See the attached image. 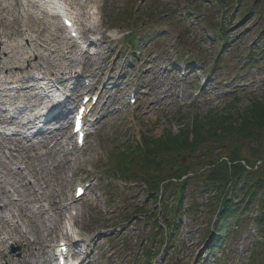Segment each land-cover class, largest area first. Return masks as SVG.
<instances>
[{
  "label": "rangeland",
  "instance_id": "obj_1",
  "mask_svg": "<svg viewBox=\"0 0 264 264\" xmlns=\"http://www.w3.org/2000/svg\"><path fill=\"white\" fill-rule=\"evenodd\" d=\"M99 2L104 5L103 33L112 37L113 42L104 50L106 64L98 76V84L102 82L103 74L113 78L112 83L120 85L124 91L125 97L121 100L124 104L129 92L127 85L130 89H136V85L145 89L143 85L148 87L154 77L156 81L142 93L139 88L137 104L124 110L120 105L110 107L108 96L102 100L103 105L96 108L95 117H100L101 121L107 118L106 121L111 123L104 122L101 129L89 137L86 148L78 155V164L74 163L75 157L68 155L70 169L56 175L46 174V179L53 184V192L60 190V183L57 185L55 178L61 175L57 177L62 178L64 199L72 198L73 187L79 182L91 181L94 186L86 200L76 202L81 215L80 236L92 239L90 251L93 252V264H248L250 249L256 240L253 234V219L259 214L256 206L248 208L241 223L225 230L219 244L205 255L202 254L209 246L204 244L203 237L206 230L211 228L212 210L216 202L208 203L209 207L198 209L194 214L185 209L172 249L165 255L163 239L155 234L154 218L149 214L140 218L136 214L139 205H144L146 209L153 207L146 203L143 182L136 175L142 171L127 163L130 175L123 177L137 183L125 184L121 182V175H117L124 174L125 167L115 165L123 160L118 152L136 149L140 138H159L164 131L176 132L178 127L192 126L196 120H204L210 115L236 118L252 106L264 105V0ZM220 23L224 26V34L218 30ZM79 53L77 50V55ZM157 65L160 66L158 70ZM81 66L74 64L72 67L81 77L76 79L74 76L72 80L78 85L86 74ZM164 68L166 71H163ZM148 70L150 72L146 73ZM184 75L187 76L186 83ZM158 81L171 84L172 91L188 92V97L178 105L155 106L153 112L146 114L149 104L143 98L148 93L159 92L156 88ZM112 90L110 92L114 99L121 95ZM113 109H118V112L110 116ZM254 135V140L229 139L224 147L215 143L208 145L207 150L218 157L227 156L232 149L239 148L242 155L248 158L256 150L258 155L253 158L259 156L264 160V129ZM57 139L62 141L60 136ZM36 140L32 141L35 146L38 144H35ZM202 151L206 154L205 149ZM37 153L41 157L45 150L40 148ZM197 155L202 156L203 153L197 152ZM88 157L91 161L83 165L81 161ZM41 158L46 160L48 167L50 161L46 156ZM54 158L56 162L53 165L67 160L63 159L62 154ZM0 159L5 161L2 152ZM183 163L191 165L190 168L196 171L206 164V160L197 158L196 161L185 160ZM11 168L16 166L12 165ZM0 177L11 194L12 186L9 183H12V179L2 174ZM196 183L191 185L188 192L193 191L198 195L196 198L186 196L185 208L192 200L202 207L206 206V196L194 189ZM67 209L66 212L74 216L75 210ZM43 218L48 220V224H54L52 213H46ZM62 226H65L64 222ZM55 242L53 239L51 246ZM10 246L9 253L18 256L19 247ZM147 251L151 253L149 258L146 257ZM159 251L161 254L157 255ZM258 252H262V249ZM51 254L52 251L47 260Z\"/></svg>",
  "mask_w": 264,
  "mask_h": 264
},
{
  "label": "bare ground",
  "instance_id": "obj_2",
  "mask_svg": "<svg viewBox=\"0 0 264 264\" xmlns=\"http://www.w3.org/2000/svg\"><path fill=\"white\" fill-rule=\"evenodd\" d=\"M50 1L63 6L67 16L72 17L73 25L80 38L88 43V48H92L93 52L82 51V58L77 57L76 50L79 48L77 42L63 36L55 17L50 16L46 10ZM103 9L104 5H101L99 0H0V125L15 126L10 134L0 132V152L4 153L5 150L4 154L10 159V163L20 165L17 168L18 171H14L9 164L0 159V174L12 179V183H9L12 186L10 194L6 186H3L4 182L0 177V264H50L45 259L49 254V244L53 239L60 237L65 241L67 238L66 233L61 230L62 222L66 219L67 208L77 206L76 199L72 196L71 203H66L68 198L64 199L65 190L61 186L62 178L57 177L61 175L55 178L57 185L60 183V190L53 192V184L46 179V174L56 175L60 174V171L70 169L67 160H61L56 165L52 163L56 162L55 156L64 153V146L57 139L58 136L68 142L71 151L75 150L71 136L65 132L64 127H56L55 130L60 129L61 131L56 134L54 131L53 133L52 131L43 132L42 129L28 134L36 129L42 116H33L25 120L24 116L27 112L28 114L33 112L40 101V95L46 93L41 87H37L39 82H47L48 85L53 83L62 87V89H54L55 92H59V95L64 97L66 90L71 94L72 101L79 98L80 94L72 95L73 90L67 89L68 83H62V86L58 83L67 82L73 76L76 79L81 78L78 72L72 70L74 64H81V70L85 69V73L88 74L87 78L93 81L87 87L88 90L100 81L98 76L102 74L106 64L104 50L112 42L103 33L105 27ZM95 35H99V38H93ZM159 67L157 65V70ZM149 72V70L146 71V73ZM112 79L108 77L106 85L112 84ZM155 81L154 77L148 87L150 88ZM75 84L78 83L75 82ZM157 84L156 88L160 92L159 98L147 95L146 100L150 105L146 114L153 112L156 105L166 106L176 103V95L171 91L170 85L162 81H158ZM143 87L147 88V85ZM53 88V86L47 88V95L53 93ZM106 93L109 94L108 99L113 96L107 90ZM74 104L75 101L70 105L67 100V105H70L69 113L73 110ZM7 106L14 107L15 113L13 116L4 118L3 113ZM92 109H95V106H92ZM68 115L71 114L66 115L59 112V116L70 121ZM19 118L21 120L17 121ZM52 123L55 124V118L45 122L49 125ZM35 135H43V140L38 146L30 144V136ZM50 144H52L51 147H49ZM40 148L45 150V154L41 157L46 156L47 161H50L48 167H46V160L37 153ZM75 155L74 163L78 164L79 157L76 152ZM87 161L90 162L91 158L88 157L81 163L84 165ZM28 177L34 180V184L30 183ZM90 187L92 189V186ZM41 203H45L46 206ZM48 212L52 213L54 224H48V220L43 218ZM80 219L81 215L78 211L74 217L69 216L68 220L76 228L82 230L79 226ZM91 240V238H86L76 240V243H83L87 248ZM8 243L19 247L18 256L7 252L5 246ZM74 245L77 244L72 246ZM85 251L87 254L85 253L83 257L90 258L91 254L88 253V249ZM2 259L3 263H1Z\"/></svg>",
  "mask_w": 264,
  "mask_h": 264
},
{
  "label": "trees",
  "instance_id": "obj_3",
  "mask_svg": "<svg viewBox=\"0 0 264 264\" xmlns=\"http://www.w3.org/2000/svg\"><path fill=\"white\" fill-rule=\"evenodd\" d=\"M260 129H264V105L252 106L236 118L210 115L204 120H196L192 126H180L176 132L164 131L159 138H142L141 144L134 152L119 151L123 160L117 164L127 170L129 163L142 171L141 175L149 180V189L152 192L150 197H153V193L163 194L164 190L175 188L181 201L186 188L192 183V178H182L189 174L200 176L199 187L227 192L229 189L232 196L223 200L218 229L224 228L232 221L238 204L245 198L252 203L259 196L258 222L264 226V160L259 159V156L253 158L258 155V151L253 150L248 158L242 155L239 148L232 149L227 156L218 157L207 150L208 145L215 143L224 147L229 139L254 140V134ZM197 152H202L203 155L199 156ZM197 158H203L206 164L196 171L190 168L191 165L186 166L183 163L185 160L196 161ZM133 161L135 162L132 163ZM237 197L241 198L239 203L236 201ZM166 219L167 216H163V220ZM260 249L262 252H258ZM252 264H264V244L254 252Z\"/></svg>",
  "mask_w": 264,
  "mask_h": 264
}]
</instances>
